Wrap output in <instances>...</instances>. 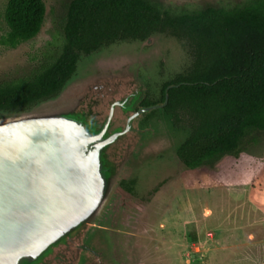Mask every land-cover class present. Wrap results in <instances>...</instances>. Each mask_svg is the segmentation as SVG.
I'll use <instances>...</instances> for the list:
<instances>
[{"label":"trees","instance_id":"obj_1","mask_svg":"<svg viewBox=\"0 0 264 264\" xmlns=\"http://www.w3.org/2000/svg\"><path fill=\"white\" fill-rule=\"evenodd\" d=\"M45 17L44 0H8L2 42L16 47L35 38ZM155 32L175 36L189 56L167 106L190 130L179 151L187 167L234 153L250 133L264 131V0L179 13L150 0H70L60 52L32 74L0 82V111H26L59 95L81 53ZM256 183L264 184V168Z\"/></svg>","mask_w":264,"mask_h":264},{"label":"rangeland","instance_id":"obj_2","mask_svg":"<svg viewBox=\"0 0 264 264\" xmlns=\"http://www.w3.org/2000/svg\"><path fill=\"white\" fill-rule=\"evenodd\" d=\"M150 1L179 13L251 0ZM44 2L46 17L38 35L11 47L2 42L9 31L8 0H0V82L32 74L60 52L70 0ZM178 43L166 53L168 66L181 72L189 56L184 43ZM177 48L181 53L175 61ZM173 158L139 179L135 195L120 207L111 233L120 263L264 264V184L256 183L264 168V131L250 133L236 152L195 169Z\"/></svg>","mask_w":264,"mask_h":264},{"label":"water","instance_id":"obj_3","mask_svg":"<svg viewBox=\"0 0 264 264\" xmlns=\"http://www.w3.org/2000/svg\"><path fill=\"white\" fill-rule=\"evenodd\" d=\"M175 46V36L155 32L81 53L59 95L26 111H0V264H39L95 222L113 194L118 172L106 155L110 137L65 93L124 64L157 71L161 58L169 65L166 52ZM180 53L173 50L175 61Z\"/></svg>","mask_w":264,"mask_h":264},{"label":"flooded vegetation","instance_id":"obj_4","mask_svg":"<svg viewBox=\"0 0 264 264\" xmlns=\"http://www.w3.org/2000/svg\"><path fill=\"white\" fill-rule=\"evenodd\" d=\"M151 45L152 40H147L144 48ZM147 66L132 69L124 64L111 68L107 75L88 79L65 93L66 98L78 100V112L110 137L106 155L118 175L100 217L76 236L53 247L39 264H121L111 233L123 202L135 195L139 179L151 174L155 165L169 157L184 164L179 151L190 130L167 106L169 89L177 86L175 81L185 66L180 72L179 67L166 65L165 57L159 61L157 71Z\"/></svg>","mask_w":264,"mask_h":264}]
</instances>
